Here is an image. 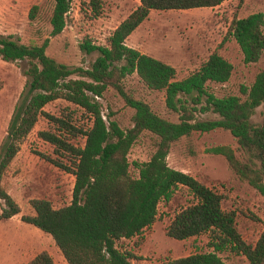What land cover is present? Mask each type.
I'll list each match as a JSON object with an SVG mask.
<instances>
[{
    "label": "trees",
    "instance_id": "1",
    "mask_svg": "<svg viewBox=\"0 0 264 264\" xmlns=\"http://www.w3.org/2000/svg\"><path fill=\"white\" fill-rule=\"evenodd\" d=\"M76 1L52 0L51 37L64 32ZM227 1L140 0V5L114 30L108 45H96L90 39L81 45L88 54H99L89 69L71 67L49 56L50 39L41 45L25 44L0 33V59L28 63L27 92L0 153V200L6 205L0 220L21 212L4 188L3 179L24 139L46 116L59 130L40 132V137L59 155L70 159V166L58 160L53 163L75 175L73 200L56 209L47 199H34L31 205L35 214L23 220L51 235L68 264H133L131 254L120 250L118 241L141 236L151 228L157 221L160 203L169 202L180 186L187 187L197 202L176 214L167 235L184 241L210 234L213 251L164 264H228L220 255L228 249L245 256L248 264H264V231L255 244L246 242L237 229L236 213L223 208V195L168 163L173 145L182 138L196 132L229 131L238 148L219 145L208 149V153L224 157L235 174L264 197V69L250 86L241 85L238 94L218 96L209 88V83L226 85L234 75V64L220 51L230 38L238 44L245 65L256 64L264 57V12L234 17L217 50L181 80L172 65L127 45L129 37L154 10L216 8ZM244 2L239 0V6ZM87 5L92 17L103 16L102 0H90ZM39 10L38 5L32 7L31 20L36 19ZM132 76L151 91L165 92L166 106L178 114V121L160 116L147 101L130 94L125 80ZM109 89L135 111L132 128L124 130L111 114L105 119L98 99ZM58 100L84 109L92 126L83 130L67 118L47 113L45 108ZM261 107L262 120L258 122L255 117ZM68 133L83 135L84 146L72 144ZM143 133L155 137L156 150L148 161L131 163L130 152ZM132 165L138 176L132 175ZM27 264L56 263L48 252H42Z\"/></svg>",
    "mask_w": 264,
    "mask_h": 264
},
{
    "label": "rangeland",
    "instance_id": "2",
    "mask_svg": "<svg viewBox=\"0 0 264 264\" xmlns=\"http://www.w3.org/2000/svg\"><path fill=\"white\" fill-rule=\"evenodd\" d=\"M104 13L100 18L91 15L90 0L73 3L64 32L51 37L50 16L52 0H0V33L13 36L25 44H43L50 39L47 54L71 67L89 69L98 52L88 54L81 45L90 39L96 45H108L114 30L140 5V0H102ZM40 6L35 20L30 19L33 6ZM264 12V0H228L216 8L151 12L149 18L129 37L127 45L140 52L172 65L179 80L198 70L217 50L227 35L234 17H247L254 12ZM235 66L229 83H209L210 90L218 96L238 94L241 85L250 86L256 75L264 69V57L260 62L245 65L236 41L230 38L220 50ZM27 61L14 63L0 59V153L8 138L11 121L17 107L27 92L25 74ZM128 92L137 99L147 101L160 116L178 121V114L166 106L165 92L151 91L136 77L125 80ZM105 119L109 114L120 127H133L135 111L128 107L113 89L106 91L102 99ZM262 107L256 121H261ZM51 115L71 120L78 128L92 126L90 115L81 107L58 100L45 108ZM204 117H212L205 114ZM57 124L42 117L33 131L20 145V151L4 176L3 186L21 208L20 214L0 220V264H27L36 255L48 252L56 264H68L53 237L26 223L25 216L35 214L31 201L47 199L58 209L73 200L75 175L59 167L53 160L71 165L68 157L55 151V147L40 137V132H58ZM76 147H83L85 137L79 133L66 134ZM228 145L238 148L237 140L229 131L218 129L210 133L196 132L184 137L172 147L169 165L188 173L224 197L223 208L237 215V229L243 239L255 244L264 231V197L246 181L241 180L230 168L226 159L208 153V149ZM156 150V140L150 133H143L133 146L129 160L148 161ZM131 173L138 176L132 165ZM197 202L191 191L180 186L169 202L158 207L155 224L141 236L118 241L120 250L131 254L133 264H164L169 260L196 253L211 252V235L204 234L184 241L167 235V228L177 213ZM6 207L0 200V214ZM228 264H248L245 256L231 250L220 253Z\"/></svg>",
    "mask_w": 264,
    "mask_h": 264
}]
</instances>
